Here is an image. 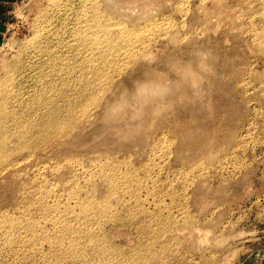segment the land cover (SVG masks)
Segmentation results:
<instances>
[{"label": "rangeland", "instance_id": "obj_1", "mask_svg": "<svg viewBox=\"0 0 264 264\" xmlns=\"http://www.w3.org/2000/svg\"><path fill=\"white\" fill-rule=\"evenodd\" d=\"M102 3L55 71L6 13L0 264H264V0Z\"/></svg>", "mask_w": 264, "mask_h": 264}, {"label": "bare ground", "instance_id": "obj_2", "mask_svg": "<svg viewBox=\"0 0 264 264\" xmlns=\"http://www.w3.org/2000/svg\"><path fill=\"white\" fill-rule=\"evenodd\" d=\"M54 6V11L58 15L55 17L57 22L47 24L39 28L37 32L35 44L40 50L41 54L47 58L46 65L48 68H54V71L61 65L63 67V60L66 57L65 47L62 44V37L66 29L71 30L76 36L80 35H100L107 27V22L111 21L109 8H107L102 0H80V6H76V0H51ZM74 1V2H73ZM108 13V14H107ZM47 14V13H46ZM53 15V13H52ZM80 18L91 19L89 23L78 22ZM46 19V17H45ZM44 20V19H42ZM41 20V21H42ZM52 20V19H51ZM45 21V20H44ZM53 21V20H52ZM46 23V21H45ZM38 29V28H37ZM75 38L72 43H75ZM34 44V45H35ZM69 45H71L68 42ZM64 47V48H62ZM62 48L64 51H62ZM37 49V50H38ZM38 50V51H39ZM68 52V50H66ZM39 54V53H38ZM40 57V56H39ZM38 58V57H37ZM45 66V65H44ZM68 68V67H67ZM64 70V67H63ZM70 70V69H69ZM52 73V71H50ZM163 81L164 76L157 75Z\"/></svg>", "mask_w": 264, "mask_h": 264}, {"label": "crops", "instance_id": "obj_3", "mask_svg": "<svg viewBox=\"0 0 264 264\" xmlns=\"http://www.w3.org/2000/svg\"><path fill=\"white\" fill-rule=\"evenodd\" d=\"M17 0H0V41L5 31V16L10 8Z\"/></svg>", "mask_w": 264, "mask_h": 264}]
</instances>
